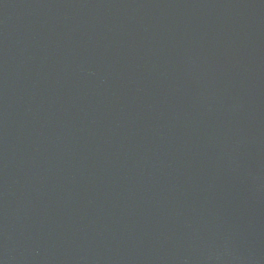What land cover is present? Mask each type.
Wrapping results in <instances>:
<instances>
[{
  "label": "water",
  "instance_id": "95a60500",
  "mask_svg": "<svg viewBox=\"0 0 264 264\" xmlns=\"http://www.w3.org/2000/svg\"><path fill=\"white\" fill-rule=\"evenodd\" d=\"M0 264H264V0H0Z\"/></svg>",
  "mask_w": 264,
  "mask_h": 264
}]
</instances>
